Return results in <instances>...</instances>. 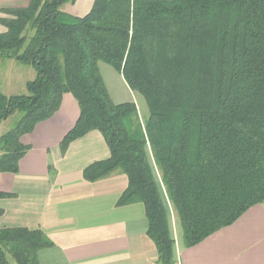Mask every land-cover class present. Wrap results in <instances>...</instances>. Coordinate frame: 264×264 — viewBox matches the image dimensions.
<instances>
[{
  "label": "trees",
  "instance_id": "trees-1",
  "mask_svg": "<svg viewBox=\"0 0 264 264\" xmlns=\"http://www.w3.org/2000/svg\"><path fill=\"white\" fill-rule=\"evenodd\" d=\"M75 1L0 9V61L35 70L26 93L0 91V124L20 113L0 137V171H19L30 149L22 137L71 93L80 114L61 150L99 131L110 156L88 166L86 180L122 171L117 204L144 205L159 264H176L172 211L191 247L264 204V0H94L82 17L61 10ZM100 63L143 96L146 120L136 103L113 100ZM52 245L40 228L0 224V264H40Z\"/></svg>",
  "mask_w": 264,
  "mask_h": 264
},
{
  "label": "crops",
  "instance_id": "crops-1",
  "mask_svg": "<svg viewBox=\"0 0 264 264\" xmlns=\"http://www.w3.org/2000/svg\"><path fill=\"white\" fill-rule=\"evenodd\" d=\"M3 2L0 0V9L8 7ZM85 9L80 4L68 13L82 17ZM4 31L6 27L0 23V33ZM1 62L8 73L0 81L1 92V86L10 89L18 78L26 87L35 77L30 65L14 59ZM79 114L77 100L67 93L52 116L22 137L30 149L21 159L19 171H0V190L13 194L0 199L4 210L0 224L42 229L53 245L40 250V264H159L156 244L147 234L144 205L117 204L128 186L127 176L120 170L94 182L84 176L88 166L110 156L102 134L93 130L61 150V142ZM171 220L176 264H264V204L252 206L234 223L191 247L183 242L174 211Z\"/></svg>",
  "mask_w": 264,
  "mask_h": 264
},
{
  "label": "rangeland",
  "instance_id": "rangeland-1",
  "mask_svg": "<svg viewBox=\"0 0 264 264\" xmlns=\"http://www.w3.org/2000/svg\"><path fill=\"white\" fill-rule=\"evenodd\" d=\"M93 1L94 0H76L74 3L67 2L64 5H62L61 10L68 13L69 11H75L76 6L80 7V4H85L86 6L85 10H87L86 13H88L92 7ZM28 2L29 0H5V2H3L2 5H6L9 7L25 6L26 4H28ZM85 14H82V16ZM100 71L111 93V97L114 99V101L128 102L130 99H133V102L136 103V105L138 106L140 119L142 121L146 120L149 115V109H148L147 103L145 99L143 98V96L129 89L126 86L127 82L123 78L122 74L118 72L111 65L107 63H100ZM7 74L8 73L4 69L3 63L1 62L0 63V79H1L0 81H2V79ZM1 90L4 93L8 92V93H17V94L20 93L21 94V93L27 92L26 87L25 86L22 87L21 78L17 79V83H15L12 88L7 89L1 86ZM19 115L20 113L17 112L15 115L11 116L10 118H8L7 120L3 121L0 124V137L2 134L11 130L15 126V123L19 119ZM12 264H16V263H12Z\"/></svg>",
  "mask_w": 264,
  "mask_h": 264
}]
</instances>
